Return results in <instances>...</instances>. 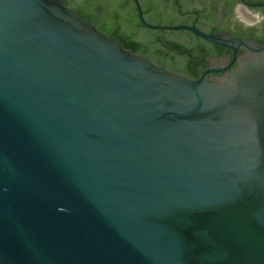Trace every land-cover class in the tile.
I'll use <instances>...</instances> for the list:
<instances>
[{
    "label": "water",
    "instance_id": "obj_1",
    "mask_svg": "<svg viewBox=\"0 0 264 264\" xmlns=\"http://www.w3.org/2000/svg\"><path fill=\"white\" fill-rule=\"evenodd\" d=\"M0 264H264V0H0Z\"/></svg>",
    "mask_w": 264,
    "mask_h": 264
}]
</instances>
